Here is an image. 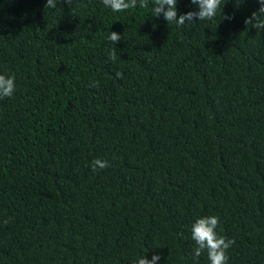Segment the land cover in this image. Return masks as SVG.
Returning <instances> with one entry per match:
<instances>
[{
    "label": "trees",
    "instance_id": "obj_1",
    "mask_svg": "<svg viewBox=\"0 0 264 264\" xmlns=\"http://www.w3.org/2000/svg\"><path fill=\"white\" fill-rule=\"evenodd\" d=\"M45 4L0 0V74L16 85L0 98V264H209L191 237L207 215L235 240L227 264H264V29L244 23L264 19L257 0L184 26L153 0Z\"/></svg>",
    "mask_w": 264,
    "mask_h": 264
},
{
    "label": "clouds",
    "instance_id": "obj_2",
    "mask_svg": "<svg viewBox=\"0 0 264 264\" xmlns=\"http://www.w3.org/2000/svg\"><path fill=\"white\" fill-rule=\"evenodd\" d=\"M58 0H46L45 6L55 8ZM66 4H71L72 0H64ZM194 5H197L198 11H188L177 17V0H153L154 7L152 8L153 16L160 17L161 15L168 23H175L177 26H184L185 22H193L196 20H210L216 17L219 10L220 15L222 11L221 0H190ZM239 5L243 0H235ZM105 7L110 8L113 12H123L125 10L135 8H147L148 0H102ZM260 5L258 8L259 13L264 14V0H257ZM223 19H231V16L224 15ZM244 23L251 25L257 30L264 29V19L258 15L257 11L251 13L250 17L245 18ZM108 41L114 46L116 42L121 40V35L115 31L109 32L107 37ZM112 60L116 59V49L112 48ZM117 77L122 78V73L117 72ZM15 77L5 76L0 74V98L11 97L15 92ZM109 167L108 161L96 158L92 162V171L97 169H104ZM220 224V219L216 215H207L197 218L191 226V237L195 242L193 248V259L198 261L203 252H207L209 264H227L228 255L227 250L235 243L234 239H226L224 236L219 235L216 231ZM159 254H154L151 260L145 256L139 257L133 264H155L159 260Z\"/></svg>",
    "mask_w": 264,
    "mask_h": 264
}]
</instances>
